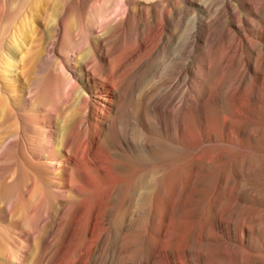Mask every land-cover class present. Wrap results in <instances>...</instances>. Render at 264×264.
Masks as SVG:
<instances>
[{"label": "bare ground", "instance_id": "bare-ground-1", "mask_svg": "<svg viewBox=\"0 0 264 264\" xmlns=\"http://www.w3.org/2000/svg\"><path fill=\"white\" fill-rule=\"evenodd\" d=\"M90 9L97 34L84 41L67 17L45 39L32 25L40 11L30 10L29 46L21 59L26 74L48 48L62 51L69 33L71 47L62 54L64 96L51 104L59 127L40 125L27 142L35 165L57 166L54 179L69 187L48 208L49 226H66L63 246L52 243L47 250L48 263L155 264L157 258L179 264L182 251L184 264H207L206 243L220 223L217 217L207 223L197 186L222 176V188L237 167L242 176L248 173L264 134V0H100ZM4 42L0 50L10 51V41ZM1 91L0 148L20 137L17 116ZM40 101L37 94L29 98L35 117L39 109L48 111ZM93 145L100 166L89 157ZM80 147L93 172L104 168L117 180L90 239L85 230L93 216L71 176ZM157 181L165 184L164 198L168 188L176 189L178 213L186 214L191 231L180 233L173 213L149 210L145 223L135 219L140 212L129 213L145 183ZM125 192L110 225L106 216ZM184 206L191 209L183 212ZM142 245L146 256L135 262Z\"/></svg>", "mask_w": 264, "mask_h": 264}, {"label": "rangeland", "instance_id": "rangeland-1", "mask_svg": "<svg viewBox=\"0 0 264 264\" xmlns=\"http://www.w3.org/2000/svg\"><path fill=\"white\" fill-rule=\"evenodd\" d=\"M91 1L0 0V42L6 40L5 44L7 41L11 44L10 51L0 50V55H3L0 56V90L2 94L7 95L6 98L17 116V129L20 133L19 138L10 137L0 148V264H49L48 248L53 244L62 247L66 232L65 224L49 226L48 208L52 199H59L68 192L69 187L54 179L57 166L35 165L37 161L27 151V142L36 132L34 129L40 125V128H51L53 131L59 127V121L52 114L51 104L59 102L64 96L67 79L63 77V72L67 70L63 57L65 50L71 47L70 37L69 33H65L63 50L53 54L48 48L42 53L40 60L24 74L22 60L29 46L30 10L40 11L39 17L35 16L36 20L32 25L43 31L45 39L50 36L55 23L67 17L68 21L74 24V35L84 41L97 34L92 28L96 19L90 13V6L100 3V0ZM46 8L48 13L44 12ZM12 30L15 32L13 35ZM73 75L71 73L72 80L76 81ZM5 87L12 92L6 90L8 93H4ZM34 94L42 101L41 106L44 104L48 107L46 112L39 109L36 117L31 114L29 107V98ZM256 149L257 153L251 161L252 169L244 176L239 173L240 167H237V170L226 176L224 180L227 183L222 188L218 187L222 176L208 180L204 186H197L204 200L207 223L214 217H217L220 223L216 237L206 243L207 264H264V134L258 135ZM61 152L63 154L62 150ZM83 153L84 150L80 147L71 176L73 187L85 195L87 202L84 206L91 210L93 216L91 225L85 230L87 238L90 239L97 233V216L103 207V211L105 210V201L112 195L117 180L104 168H101L99 175L93 172L86 165ZM88 153L96 164H103L96 145H93ZM157 163L162 165L160 161ZM144 186L147 187L143 188L140 203L131 206L132 210L130 208V214L140 212V217L135 219L145 223L149 210L167 217L173 213L177 220V230L181 231L180 233L191 231L192 227L188 224V218H185L186 214L184 216L178 213L179 208L174 198L175 188H168L164 198L161 194L165 186L163 182L145 183ZM126 194L127 192L123 193L119 202L114 205L115 210L107 214V222L109 221L110 225L114 222L119 207L126 201ZM189 209L191 208L184 206L182 211L187 212ZM109 224L105 225L108 229ZM115 228L118 229L117 225ZM145 256L146 248L142 245L133 260L136 259L137 262V259L141 260ZM178 259L179 264H184L182 251L178 253ZM155 264L168 262L156 258Z\"/></svg>", "mask_w": 264, "mask_h": 264}]
</instances>
